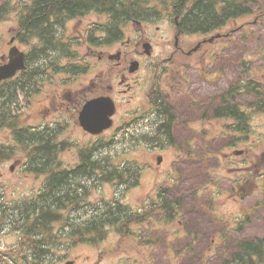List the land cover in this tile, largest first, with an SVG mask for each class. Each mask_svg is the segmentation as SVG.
<instances>
[{
    "label": "flooded vegetation",
    "instance_id": "flooded-vegetation-1",
    "mask_svg": "<svg viewBox=\"0 0 264 264\" xmlns=\"http://www.w3.org/2000/svg\"><path fill=\"white\" fill-rule=\"evenodd\" d=\"M141 1L114 0L109 8H104L110 16L121 15V24L108 21L102 29L107 35L100 43L88 44L84 57L69 59L73 71L62 80L66 88L59 96V109L63 118L65 106L71 109L68 118L87 138V152L78 153L71 168L61 164L63 167L56 170L57 185L49 183L47 168L25 169L41 180L30 192L18 194V199L13 198L16 190H9V182L4 188L0 185V264H47L50 208L58 207V214L67 225H89L90 234L97 220L113 221L109 207L112 202L97 199V190L109 186L95 168L98 136L81 126V110L92 98L106 97L114 102L113 124L126 131L124 141L137 143L143 172H159L169 149L188 166L198 165L194 171L199 174L205 172L209 160H248L254 171L256 161L264 160V147L251 138L256 132L255 116L264 118V42L256 43L250 56L225 60L219 55L226 46L224 40L210 39L207 31L191 28L186 17L189 2L166 0L150 5L147 14ZM92 10L103 11V7L93 1ZM92 24L88 32H92ZM129 112L135 115L130 117ZM257 141L264 145V133ZM145 155L150 161L147 169ZM175 172L170 166L168 177H175ZM205 192L208 198L216 195L211 189ZM233 193L244 199L254 192L237 185L229 195ZM167 194L168 190L158 189V198L152 203L160 213L166 207L173 218L177 210L171 202L160 206L166 202ZM154 231L155 228H141L142 248L137 251L136 264H155L158 238ZM74 239L77 243L93 240L82 231ZM185 248L180 252L191 254L187 245ZM108 251L101 249L98 256ZM169 252L176 254L177 250L169 248ZM69 259L68 254L63 255L50 264H76V260ZM86 259L82 264L88 263ZM101 261L97 258L92 264Z\"/></svg>",
    "mask_w": 264,
    "mask_h": 264
},
{
    "label": "rangeland",
    "instance_id": "rangeland-1",
    "mask_svg": "<svg viewBox=\"0 0 264 264\" xmlns=\"http://www.w3.org/2000/svg\"><path fill=\"white\" fill-rule=\"evenodd\" d=\"M248 1L251 2L250 0ZM262 1L254 0L253 4L248 3L247 13L239 15V23L235 25L237 27L236 31L229 38H226L228 39L229 46L224 51H220L219 54L225 60L234 57L250 56V52L255 44L264 40V19L262 22L253 23L254 16L256 15L255 12L257 11L256 3L258 4ZM25 2L26 0H0V57L7 53L10 47L8 41L18 30L19 9L21 4ZM151 5H154V1ZM105 20L104 15L97 12L66 20L62 29L56 32L65 41L69 40L73 42L70 45L71 49L68 56H74L73 59H75L87 55L86 52L88 50L84 44L83 36L87 34L89 23L97 22L98 25ZM77 22L80 23L78 24ZM244 22H248L249 25L243 24ZM78 27L81 28L82 35L80 36L77 31ZM95 34L97 36L100 35L96 31ZM14 44L26 52L30 51L33 47H40V43L36 38L30 39L29 42L15 39ZM59 59L54 56L51 60L57 61ZM65 63H67L66 60L63 61V64H61V61L60 63H53V65L47 63L48 65L45 71H49L46 75L30 79L28 81L30 87L26 91L20 89L19 94L16 96L17 99L15 98V109L12 112H16V118L13 121L16 124L15 127L22 126L29 130L32 127L46 128L49 126L51 128L54 126L55 134L51 143L58 147V143L60 144L61 141H65L66 146L60 152L58 158H61V162L65 166H70L76 162L77 150L87 145V138L83 137L70 122L68 116L71 109L65 106L66 112L65 118H63L62 111L58 107L60 101L59 96L66 88L61 83L62 79L67 76L63 69ZM57 66L58 69H55ZM34 67L33 62L30 69H34ZM226 68L227 70H231L227 65ZM25 83L27 84V80ZM68 89L74 90L72 87ZM134 115L135 113L129 112L130 117ZM254 121L256 125L253 127V131L256 130V132L251 138H255V144L258 143L259 147H264L263 144L257 141L260 134L264 133V118L258 114L255 116ZM10 129L5 125H0V143H2V149L4 150L3 155L0 156V173L3 175V179L0 181L11 182V189L16 190L13 193V198L18 199V194L25 191L30 192L33 187L39 185L41 178L34 174L23 176L18 175L17 172H10L9 166L11 164L15 163L16 160L23 163L26 155L32 153L31 143L26 144L28 137H31L29 131L22 134L13 133ZM121 132L122 129H117L115 124L111 128V132L105 134L101 139H97L96 146L102 151L101 154L107 155L112 152L115 156L113 158L115 165L124 163V166L129 165L137 170V160L140 158V150L137 149L135 143L126 145ZM117 134L120 135V141L122 143H118L117 139L114 140ZM114 153L117 154L115 155ZM164 159L165 163L162 165L156 177L157 172L148 173V175L140 173L137 182L130 184L126 189L124 188V184L120 185L118 182H107L109 186L97 190L98 200L100 198H105L107 201L117 200L119 203H124V206L129 211H132L138 208V204L142 202L146 194L153 195V191L158 186L167 182L168 176H165L164 168H168L170 165L173 170L176 169V187L172 192V197L180 199L177 219L182 221V223L179 224L177 219L164 223L159 215L150 217L149 223H145V227H159L158 230L154 231L158 238V247L154 256L155 264H222L235 250V241L264 238V160H257L255 166L257 172L252 167H248V161L238 162L234 160L237 164L234 161L227 163L224 160H210L208 161V170L204 168L207 174H199L197 171H194V168L198 167V165L193 166L195 165L193 164L192 166H187L185 160L181 157H176L172 149H169L165 153ZM237 167H241V170H236ZM179 172L181 175H179ZM102 185L104 186L106 184L102 183ZM237 185L243 186L244 188L251 186L255 193V197H247L242 202L240 207L244 209L241 213L239 212V206L232 199V195L227 196L232 190V187ZM208 186L213 187L217 191H221L217 193L218 198L216 200L209 201L205 195L201 196V191L207 190ZM195 189L196 192L193 193ZM202 193L204 194V192ZM148 203L149 201L147 200L144 205L147 206ZM236 208L238 209V213L236 212ZM249 208L250 212L244 214ZM217 216H223V219L219 223L216 220ZM229 216L232 220L238 217V220H241L240 227L236 225V230L231 232L227 230V238L219 241L215 251L213 249V254L209 255L208 249L211 248V241L209 240L210 234L216 231L220 232L226 228L225 220ZM53 217L57 219L58 223L62 221L58 213H53ZM58 223L51 228L49 227L46 231V245L49 250L47 264H50L52 260H59L61 256L67 254L71 258L69 260H76V264L86 263V258L89 259L87 264H92L97 258H101L102 260L105 256L103 254L99 257L101 248L112 249L119 243L124 246V253H119L114 257H107L101 264H131L129 262L131 255H135L136 257L137 251L142 247V245L138 244L141 239V235H139L141 232L140 223L127 224L124 227V232L107 227L100 230L103 235L100 240L90 242L88 240L78 241L80 243L75 241V234L79 231L89 233V230L87 231V224H66L67 229L65 228V224H63L56 230ZM186 227L188 231H193L197 235L193 244L183 236H179L178 239L174 240L175 235L183 231ZM96 235L97 231H94L93 236ZM187 244L191 245L187 247V249H191V254L183 251L181 254H170L169 248L179 250L182 245ZM122 254H124V258L121 257ZM89 256L92 258H89ZM145 258L149 260L148 255H145ZM150 258L153 259V256L150 255ZM254 264H264V256L259 261L255 260Z\"/></svg>",
    "mask_w": 264,
    "mask_h": 264
},
{
    "label": "trees",
    "instance_id": "trees-1",
    "mask_svg": "<svg viewBox=\"0 0 264 264\" xmlns=\"http://www.w3.org/2000/svg\"><path fill=\"white\" fill-rule=\"evenodd\" d=\"M32 3L23 4L21 9H19L20 24L19 28L23 31L21 36L22 40H29L30 38L36 37L39 39L43 45L48 48V45L55 44V34L51 31L50 27L52 25V20L60 21L62 18L72 17L79 12L78 4H86L89 0H30ZM5 4V3H4ZM4 4H2L4 6ZM105 4H111L110 1H105ZM222 4L220 0H195L191 11V25L195 29H213L216 28L223 19L229 16L228 5L229 2L224 5L223 19H221V14L218 11V7ZM228 6V7H227ZM28 37V38H27ZM58 40V39H57ZM45 49L40 50L38 56L44 55ZM30 57V56H28ZM37 69V68H34ZM33 73V71H23ZM32 75V74H31ZM22 80V79H21ZM20 80V81H21ZM22 80V84H23ZM18 86L12 80H8L2 85H0V122L5 124L9 123L8 110L9 105L14 101L16 96V90L18 87L25 89L26 84ZM49 136H51L49 134ZM52 138V137H51ZM51 138L47 139V144H50ZM54 152V150H52ZM1 152V147H0ZM51 152V150H50ZM52 156L49 154H42V160L40 163L45 161L48 168L54 169L52 165ZM99 168V166H97ZM52 185H57V174L55 173L52 177ZM240 253L232 258V262L239 264H254V259H260L264 254V239H259L258 241L240 242L239 243ZM238 258H240L238 260Z\"/></svg>",
    "mask_w": 264,
    "mask_h": 264
},
{
    "label": "water",
    "instance_id": "water-1",
    "mask_svg": "<svg viewBox=\"0 0 264 264\" xmlns=\"http://www.w3.org/2000/svg\"><path fill=\"white\" fill-rule=\"evenodd\" d=\"M24 68V54L17 47L10 48L8 61L0 64V81L13 76L17 70ZM112 112L105 110L100 99H95L85 105L82 112L83 127L93 133H100L111 124L108 115Z\"/></svg>",
    "mask_w": 264,
    "mask_h": 264
}]
</instances>
